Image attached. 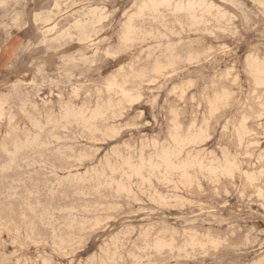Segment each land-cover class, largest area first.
Returning <instances> with one entry per match:
<instances>
[{"label":"rangeland","instance_id":"1","mask_svg":"<svg viewBox=\"0 0 264 264\" xmlns=\"http://www.w3.org/2000/svg\"><path fill=\"white\" fill-rule=\"evenodd\" d=\"M205 1L207 4L213 3V8L210 9L211 11L203 12L206 13L203 14L206 19L202 18L200 24L192 22L188 16H185L186 13L168 12L172 10L171 6H161L163 10L160 8L159 12H162V16L157 11L155 14L147 13L140 19L136 17L135 24L137 28H141L138 29L136 40L131 41L132 45L130 42H121L119 34L121 35L122 27L129 17L137 12V6L142 0H0V98H4L0 99L1 103L4 102L0 113V142L4 141L0 143L2 144L0 171L4 169V172L0 173V264H264V175H262L264 174V83L256 84L250 64L252 58L264 69V0ZM163 21L165 25L167 24L166 27ZM183 23L185 26L182 25ZM167 27L169 28L166 31ZM156 28L158 32L155 31ZM138 36H141L139 37L141 40ZM156 36L159 42L161 41L160 46ZM171 43L176 46L173 48L175 52L173 49L170 50ZM167 49L173 51L174 56ZM176 53L177 55L180 53L179 58ZM163 55L168 57L172 55V58ZM189 56L192 58H187ZM173 59L176 64L171 61ZM260 59L262 62H259ZM155 61L162 63L159 72L154 70ZM166 65L168 69L165 68ZM146 68L149 72L145 70ZM128 75L131 79L134 78L128 80L133 84L127 82ZM139 79L144 81L141 83ZM116 83L120 87L115 86ZM221 89L224 91H220ZM100 91H103V95ZM124 94H127V98ZM218 94H224L223 100L225 98L227 100L225 102L222 100L215 110L217 112H212L208 101L215 100ZM96 99L101 100L97 103ZM115 100L117 105L111 103ZM23 101L27 102L26 105ZM66 106L87 111V114L101 107L102 110H99L105 117L102 116L96 119L95 123L92 122L95 126L92 123L86 125L80 122L79 125L75 120L63 121L60 118H63V110ZM108 110L110 112H107ZM100 120L103 122L101 123ZM59 122L61 124H58ZM239 125L244 126H242L244 134L240 131L242 127ZM115 126L116 132H114ZM100 127H102L101 134ZM91 128L93 130H90ZM112 130L114 131L110 132ZM104 131L108 133L104 134ZM200 131L207 133L202 137L203 141L201 140L200 144H192L193 146L188 145L185 152L189 153L190 155L187 156L192 159L205 157L204 163L208 162L209 165L216 159L217 162L215 160L213 165L220 162L218 164L220 167L215 173H208L210 172L206 168L208 163L204 165L206 170L199 166H190L189 176H184L180 170L166 173L164 168H156L157 171L159 169L157 172L149 165L146 167L149 161L157 160L155 154L157 155L159 150L170 148L169 143L175 146L179 136V139H186L193 134L189 132ZM109 133L112 135L115 133L116 136ZM102 134L110 136L104 137ZM30 136L31 138L36 136L38 143H34L32 147L30 145L22 148L20 150L22 154L19 156L21 153L19 152L17 154L19 157L16 156V164L15 161L10 164L8 160H11L10 154L14 152L16 143L22 144ZM1 148H4V151ZM7 148H12L10 151L13 152L11 153ZM190 148L193 150L191 151ZM185 152L182 153L181 159L177 160L178 162L191 160ZM195 152L199 155L194 154ZM8 156L10 157L7 158ZM223 156L228 157H225L226 160L232 157L230 160L234 159L236 164L234 168L237 170L234 171L232 168L233 172L228 170V173L223 168L226 162ZM132 157L133 161H131ZM127 160L132 163L145 162L144 168L148 169H143L144 177L142 175L139 176L140 178L126 177L129 173V171L126 173V170H129ZM104 166L107 167L104 169ZM110 166H114L116 170H112ZM221 171L225 174H221ZM217 172L222 176L216 175ZM118 181H123L127 187L129 186L131 188L128 189L129 192L115 190ZM160 241L165 249L162 246L159 249L154 247L155 243Z\"/></svg>","mask_w":264,"mask_h":264},{"label":"bare ground","instance_id":"2","mask_svg":"<svg viewBox=\"0 0 264 264\" xmlns=\"http://www.w3.org/2000/svg\"><path fill=\"white\" fill-rule=\"evenodd\" d=\"M57 1V0H56ZM209 2V1H208ZM238 2V1H237ZM236 2V3H237ZM211 3V2H210ZM226 3V2H225ZM228 3V2H227ZM235 3V4H236ZM83 4V3H82ZM135 4V3H134ZM133 4V5H134ZM140 4V3H139ZM57 5V4H56ZM59 6V5H58ZM161 6H165V7H172L171 9L172 10H170V11H168V12H174V13H179V14H181V12H183V14L184 13H186L187 15H185V16H188V18H190L191 20H192V22H200L201 23V20H203L202 18H205L206 19V17H203V12H208L211 8H213V3H212V5L211 4H207V2L205 1V0H142V3L139 5V6H137L138 7V10H136L137 12L135 13V14H133V15H131L130 17H129V19L127 20V22L126 21H124V22H126L125 24H124V26L122 27L123 28V30L121 31V35L119 34V36H121V39H120V41L121 42H123V43H128V42H130L131 43V41H134V40H136L135 38L137 37V34H138V32H139V30L138 29H140V28H137V26H136V24H135V18L136 17H139V19L141 18V17H145V15L147 14V13H156L157 11L159 12V9L161 8ZM212 6V7H211ZM216 6V5H215ZM239 6V5H238ZM82 7V6H81ZM134 7V6H133ZM217 7H219V6H217ZM93 8V7H92ZM55 9V8H54ZM88 9V8H87ZM128 9H130V8H128ZM137 9V8H136ZM162 9V8H161ZM166 9H168V8H166ZM216 9V8H215ZM219 9H221V8H219ZM236 9V8H235ZM163 10V9H162ZM214 10V9H213ZM43 11V10H42ZM55 11V10H54ZM57 11V10H56ZM91 11V10H90ZM165 11V10H164ZM211 11V10H210ZM25 12V11H24ZM220 12V11H219ZM228 12V11H227ZM241 12V11H240ZM59 13V12H58ZM109 13V12H108ZM124 13V12H123ZM133 13V12H132ZM160 13V12H159ZM162 13V12H161ZM161 13H160V15H161ZM210 13V12H209ZM208 13V14H209ZM216 13V12H215ZM221 13V12H220ZM223 13V12H222ZM51 14V13H50ZM69 14V13H68ZM90 14V13H89ZM164 14V13H163ZM167 14V13H166ZM206 14V13H205ZM204 14V15H205ZM207 14V15H208ZM217 15H219V13H216ZM225 15H226V13H224ZM224 14H221V15H224ZM93 15V14H92ZM149 15V14H148ZM159 15V16H160ZM170 15V14H169ZM211 15V14H210ZM217 15H215L216 17H219V16H217ZM220 15V16H221ZM224 15V16H225ZM231 15V14H230ZM65 16V15H64ZM86 16V15H85ZM151 16V15H150ZM158 16V17H159ZM162 16V15H161ZM163 16H165V15H163ZM183 16V15H182ZM214 16V15H213ZM212 16V17H213ZM106 17V16H105ZM154 17H156V16H154ZM153 17V18H154ZM180 17V16H179ZM178 17V18H179ZM227 17V16H226ZM72 18V17H71ZM92 18V17H91ZM95 18V17H94ZM108 18V17H107ZM177 18V19H178ZM148 19V18H147ZM157 19V18H156ZM162 19V18H161ZM180 19V18H179ZM220 19H222V17L220 18ZM165 20V19H164ZM218 20V19H217ZM216 20V21H217ZM226 20H228L229 21V19H226ZM101 21V20H100ZM123 21V20H122ZM147 21V20H146ZM155 21H157V20H155ZM179 20H177V22H178ZM208 21V20H207ZM223 21V20H222ZM77 22V21H76ZM86 22V21H85ZM115 22V21H114ZM120 22V21H119ZM158 22V21H157ZM164 22V21H163ZM171 22H172V20H171ZM175 21H173V23H174ZM188 22V21H187ZM211 22V21H210ZM224 22V21H223ZM3 23V22H2ZM137 23V22H136ZM155 23V22H154ZM159 23V22H158ZM189 23H191V21L189 22ZM194 23V24H195ZM197 23V24H198ZM199 23V24H200ZM84 24V23H83ZM123 24V23H122ZM155 24H157V23H155ZM160 24V23H159ZM181 24V23H180ZM185 23H183L182 25H184ZM194 24H193V26H194ZM204 24V23H203ZM80 25V24H79ZM90 25V24H89ZM96 25V24H95ZM161 25H162V23H161ZM164 25H165V22H164ZM167 25V24H166ZM166 25H165V27H166ZM192 25V24H191ZM217 25V24H216ZM103 26V25H102ZM139 26V25H138ZM141 26V25H140ZM169 26V25H168ZM185 26V25H184ZM188 26V25H187ZM220 26H221V23H220ZM232 26V25H231ZM80 27V26H79ZM90 27V26H89ZM92 27V26H91ZM151 27V26H150ZM149 27V28H150ZM164 27V28H165ZM181 27V26H180ZM83 28V27H82ZM95 28V27H94ZM168 28L169 27H167L166 28V31L168 30ZM190 28H191V26H190ZM224 28V27H223ZM5 29V28H4ZM148 29V28H147ZM173 29V28H172ZM183 29V28H182ZM220 29V28H219ZM64 30V29H63ZM142 30V29H141ZM141 30H140V32H141ZM143 30H145V29H143ZM142 30V31H143ZM153 30V29H152ZM162 30V29H161ZM160 30V31H161ZM169 30H171V29H169ZM184 30V29H183ZM183 30H182V33H183ZM189 30V29H188ZM191 30V29H190ZM189 30V31H190ZM229 30V29H228ZM150 32H151V30H149ZM155 31H157L158 32V30H157V28H156V30ZM205 31V30H204ZM218 31V30H217ZM145 32V31H144ZM163 32V31H162ZM161 32V33H162ZM165 32V31H164ZM163 32V33H164ZM171 32V31H170ZM176 32V31H175ZM174 32V33H175ZM195 32V31H194ZM201 32V31H200ZM206 32V31H205ZM66 33V32H65ZM141 33H143V32H141ZM147 33H149V32H147ZM155 33V32H154ZM154 33H152V34H154ZM172 33H173V31H172ZM187 33V32H186ZM235 33V32H234ZM157 34V33H156ZM179 34V33H178ZM212 34V33H211ZM60 35V34H59ZM142 35V34H141ZM144 35V34H143ZM155 35V34H154ZM158 35V34H157ZM170 35V34H169ZM233 35V34H232ZM148 36V35H147ZM146 36V37H147ZM159 36H162V35H160L159 34ZM166 36V35H165ZM8 37V36H7ZM139 37H141V36H138V38ZM158 36H156V38H157ZM120 38V37H119ZM151 38V37H150ZM165 38V37H164ZM46 39V38H45ZM140 40H141V38H139ZM154 39H155V37H154ZM160 39H162L161 37H160ZM7 40V39H6ZM116 40V39H115ZM146 40V39H145ZM151 40H153V39H151ZM157 40H158V38H157ZM163 40V39H162ZM168 40V39H167ZM166 40V41H167ZM180 40V39H179ZM186 40V39H185ZM66 42V41H65ZM120 42V43H121ZM140 42V41H139ZM157 42V41H156ZM158 42H159V40H158ZM161 42V41H160ZM160 42H159V46H160ZM136 43V42H135ZM173 43H175V42H173ZM85 44V43H84ZM92 44V43H91ZM132 45H133V43H131ZM197 44V43H196ZM86 45V44H85ZM125 45V44H124ZM130 45V44H129ZM162 45V44H161ZM167 45V44H166ZM171 45V49H170V47H169V49L170 50H172L174 47H176L174 44V46L172 45V43L170 44ZM169 45V46H170ZM192 45V44H191ZM119 46H122V45H119ZM165 46V45H164ZM222 46V45H221ZM118 47V46H117ZM128 47V46H127ZM126 47V48H127ZM155 47V46H154ZM156 47H158V46H156ZM166 47V46H165ZM225 47V46H224ZM27 48V47H26ZM128 48H130V47H128ZM164 47H162V49H163ZM168 48V47H167ZM189 48V47H188ZM222 48V47H221ZM153 49V48H152ZM155 49V48H154ZM157 49V48H156ZM169 49H167L168 51H169ZM186 49V48H185ZM212 49V48H211ZM214 49V48H213ZM0 50H1V48H0ZM157 50H159V48L157 49ZM160 50H161V48H160ZM167 50H165V51H167ZM127 51V50H126ZM153 51V50H152ZM168 51H167V55H169V53H168ZM173 51H174V49H173ZM173 51L171 52V51H169V52H171V54L173 53ZM205 51H206V49H205ZM108 52V51H107ZM150 52V51H149ZM148 52V53H149ZM154 52V51H153ZM159 52V51H158ZM175 52V51H174ZM184 52V51H183ZM202 52V51H201ZM157 53V52H156ZM160 53H161V51H160ZM163 54V53H162ZM161 54V55H162ZM174 54V53H173ZM172 54V55H173ZM180 53H178V55H179ZM207 54V53H206ZM147 55V54H146ZM150 56L152 55V54H149ZM160 55V56H161ZM172 55H171V57H168V56H165V55H163V57H167V58H172ZM176 55H177V53H176ZM177 55V56H178ZM136 56V55H135ZM148 56V55H147ZM159 56V55H158ZM174 56V55H173ZM212 56V55H211ZM109 57V56H108ZM113 57V56H112ZM153 57H154V55H153ZM152 57V58H153ZM156 57V56H155ZM176 57V56H175ZM174 57V58H175ZM192 58V56H189V57H187V58ZM253 57V56H252ZM257 57V56H256ZM151 58V59H152ZM158 57H156V60H158L157 59ZM161 59H163L162 57H160ZM159 58V59H160ZM177 58H179V56L177 57ZM186 58V60H189V59H187ZM190 58V59H191ZM247 59H248V57H246ZM139 59V58H138ZM145 59V58H144ZM151 59H149V61H151ZM259 59V58H258ZM93 60V59H92ZM112 60V59H111ZM153 61H154V59H152ZM178 60H180V59H178ZM249 61H250V59H248ZM262 59H260V61L259 62H262L261 61ZM44 61V60H43ZM91 61V60H90ZM137 61V60H136ZM165 61V60H164ZM163 61V62H164ZM171 61H173V63H174V59L173 60H171ZM191 61V60H190ZM193 61V60H192ZM197 61V60H196ZM253 60H252V58H251V62H250V64H251V68H252V70H253V73H252V77H253V74H254V76H255V79H256V81H257V83H256V81H254L256 84H258L259 85V83H264L263 82V79H264V76H263V73H264V69H263V66H261L260 65V63H258L256 60H254L253 62H252ZM146 62H148V59H147V61ZM156 62V61H155ZM166 62H167V60H166ZM170 62V61H169ZM93 63V62H92ZM168 63V62H167ZM178 63V62H177ZM249 63V62H248ZM247 63V64H248ZM137 64V63H136ZM150 64V63H149ZM148 64V65H149ZM152 64V63H151ZM165 64V63H164ZM174 64H176V62L174 63ZM194 64V63H193ZM264 64V63H263ZM155 66H154V70H159L161 67H162V63L160 62V61H157L156 62V64H154ZM169 65V64H168ZM168 65H166V67L165 68H167V66ZM119 66V65H118ZM171 66V65H170ZM173 66V65H172ZM171 66V67H172ZM248 66H250V65H248ZM56 67V66H55ZM148 67V66H147ZM150 67V66H149ZM164 67L162 68V71H163V69H164ZM175 67V66H174ZM170 68V67H169ZM182 68V67H181ZM141 69V68H140ZM139 69V70H140ZM150 69H151V67H150ZM168 69V68H167ZM171 69V68H170ZM169 69V70H170ZM249 69V68H248ZM133 70V69H132ZM145 70H147V68L145 69ZM145 70L143 71V74H144V72H145ZM154 70H151V71H154ZM229 70V69H228ZM251 70V71H252ZM148 72H149V69L147 70ZM166 71V70H165ZM227 71V70H226ZM129 72V71H128ZM159 72V71H158ZM250 72V71H249ZM123 73V72H122ZM131 73V72H130ZM133 73V72H132ZM135 73V72H134ZM138 73V72H137ZM147 73V72H146ZM157 73V72H156ZM154 74V73H151L152 75H157V74ZM167 73V72H166ZM139 74H140V72H139ZM142 74V73H141ZM140 74V75H141ZM142 74V75H143ZM162 74V73H161ZM227 74V73H226ZM28 75V74H27ZM107 75V74H106ZM120 75H121V73H120ZM131 75V74H130ZM138 75V74H137ZM146 75V74H145ZM151 75V76H152ZM168 75V74H167ZM237 75V74H236ZM116 76V75H115ZM125 76H126V74H125ZM129 76V75H128ZM127 76V77H128ZM134 76V75H133ZM132 76V77H133ZM148 76H149V74H148ZM147 76V77H148ZM157 76H159V75H157ZM227 76H229V74L227 75ZM119 77V76H118ZM123 77V76H122ZM143 77V76H142ZM145 77V76H144ZM143 77V78H144ZM50 78V77H49ZM113 78V77H112ZM129 79H127V82H128V80L130 81V76L128 77ZM146 78V77H145ZM163 78V77H162ZM223 78V77H222ZM84 79V78H83ZM90 79V78H89ZM106 79V78H105ZM110 79V78H109ZM108 79V82L110 81ZM113 79H115V78H113ZM118 79V78H117ZM132 79H134V78H132ZM131 79V80H132ZM75 80V79H74ZM121 80H123V79H121ZM136 80V79H135ZM134 80V81H135ZM139 80H141V79H139ZM237 80H239V79H237ZM252 80V79H251ZM55 81V80H54ZM68 81V80H67ZM142 81H144L143 79L141 80V83H142ZM192 81V80H191ZM226 81V80H225ZM82 82V81H81ZM107 82V83H108ZM116 82V81H115ZM137 82H138V79H137ZM34 83V82H33ZM90 83V82H89ZM121 83V82H120ZM125 83V82H124ZM124 83H122V84H124ZM128 83H132V82H128ZM140 83V82H139ZM213 83V82H212ZM43 84V83H42ZM110 84V83H109ZM112 85L114 84L113 82L111 83ZM133 84V83H132ZM255 84V85H256ZM81 85V84H80ZM107 85V84H106ZM135 85H137L136 84V82H135ZM49 86V85H48ZM115 86H117V87H120V86H118L117 85V83H116V85ZM122 86V85H121ZM188 86V85H187ZM53 87V86H52ZM97 87V86H96ZM107 87H109L108 85H107ZM111 87V86H110ZM114 87V86H113ZM112 87V88H113ZM137 87V86H136ZM235 87V86H234ZM233 87V88H234ZM256 87V86H255ZM263 87V86H262ZM22 88V87H21ZM27 88V87H26ZM57 88V87H56ZM81 88V87H80ZM191 88V87H190ZM207 88V87H206ZM221 88V87H220ZM230 88H231V86H230ZM253 88V87H252ZM71 89V88H70ZM108 88H106V90H107ZM115 89H118V88H115ZM122 89V88H121ZM125 89V88H124ZM123 89V90H124ZM131 89H133V88H131ZM172 89V88H171ZM217 89V88H216ZM254 89V88H253ZM105 90V91H106ZM110 90V89H109ZM118 90H120V89H118ZM122 90V91H123ZM135 90H137V89H135ZM23 91V90H22ZM78 91V90H77ZM98 91H99V89H98ZM111 91H112V89H111ZM128 91H130V90H128ZM177 91V90H176ZM175 91V92H176ZM205 91V90H204ZM220 91H224L223 89H221ZM252 91V90H251ZM51 92V91H50ZM101 92V91H100ZM108 92V91H107ZM110 92V91H109ZM119 92V91H118ZM216 93L215 94H217V91H215ZM226 92V91H225ZM112 93V92H111ZM120 93H121V91H120ZM131 93V92H130ZM132 93H134V92H132ZM131 93V94H132ZM139 93V92H138ZM219 93V92H218ZM228 93V92H227ZM234 93H236V92H234ZM37 94H38V92H37ZM100 94V93H99ZM101 94L103 95V91L101 92ZM109 94V93H108ZM122 94V93H121ZM128 94V93H127ZM127 94H124V96L126 97V95ZM181 94V93H180ZM215 94H214V96H215ZM238 94V93H237ZM261 94V93H260ZM135 95V94H134ZM212 95H213V93H212ZM224 95V94H223ZM222 94H218V96H216V99L214 100H212L211 101V99H209L210 101H208L210 104H211V110L210 111H215L216 109H217V106L218 105H220V103H221V101L223 100V98L224 97H222L223 96ZM227 95V94H226ZM228 95H230V93L228 94ZM4 96V95H3ZM51 96V95H50ZM59 96V95H58ZM129 96H131L130 94H129ZM137 96H139V95H137ZM136 96V97H137ZM149 96V95H148ZM235 96V95H234ZM252 96V95H251ZM31 97V96H30ZM57 97V96H56ZM100 97V96H99ZM98 97V98H99ZM113 97V95L111 96V98ZM133 97V96H132ZM136 97H135V99H136ZM191 97V96H190ZM97 98V97H96ZM110 98V99H111ZM127 98V97H126ZM134 98V97H133ZM141 98V97H140ZM153 98V97H152ZM207 98V97H206ZM228 98H230V97H228ZM1 99V98H0ZM4 98H2L1 100H3ZM40 99H42V98H40ZM39 99V100H40ZM102 99V98H101ZM100 99V100H101ZM114 99V98H113ZM130 100H132L131 98H129ZM135 99H133V100H135ZM191 99H192V97H191ZM236 99V98H235ZM258 99V98H257ZM29 100V99H28ZM97 100V99H96ZM99 100V99H98ZM97 100V103L100 101H98ZM106 100H107V98H106ZM117 100V99H116ZM114 101V103L113 102H111L112 104H116L117 105V103H115V102H117V101ZM129 100V101H130ZM132 100V101H133ZM139 100V99H138ZM153 100V99H152ZM225 100H227L226 98H225ZM225 100H223L224 102H225ZM247 100V99H246ZM5 101H7V100H5ZM108 101V100H107ZM107 101H106V103H107ZM248 101V100H247ZM246 101V102H247ZM255 101V100H254ZM3 102V101H2ZM24 103H25V101H23ZM90 102V101H89ZM105 102V101H104ZM123 102V101H122ZM136 102V101H135ZM192 102V101H191ZM207 102V103H208ZM227 102V101H226ZM257 102V101H256ZM4 103V102H3ZM3 103H1V101H0V113L2 112V104ZM23 103V104H24ZM27 103V102H26ZM26 103H25V105H26ZM37 103V102H36ZM110 103V102H109ZM126 103V102H125ZM128 103V102H127ZM6 104V103H5ZM68 104V103H67ZM67 104H64V105H67ZM91 104H92V102H91ZM102 104V103H101ZM105 104V103H104ZM226 104V103H225ZM225 104H224V106H225ZM228 104V103H227ZM226 104V105H227ZM233 104V103H232ZM72 105V104H71ZM90 105V104H89ZM95 105V104H94ZM96 105H100V104H96ZM108 105V104H107ZM115 105V106H116ZM173 105V104H172ZM256 105V104H255ZM6 106V105H5ZM48 106V105H47ZM46 106V107H47ZM75 106V105H74ZM93 106V105H92ZM91 106V107H92ZM110 106V105H109ZM108 106V107H109ZM113 106V105H112ZM119 106H121V104H120V102H119ZM199 106V105H198ZM221 106H222V104H221ZM220 106V107H221ZM244 106V105H243ZM25 107V106H24ZM80 106H78V109H80L79 108ZM83 107H86V106H82V108ZM101 107H102V105H101ZM100 107V108H101ZM105 107H106V104H105ZM105 107H104V109H105ZM114 107V106H113ZM117 107V106H116ZM115 107V108H116ZM208 107V106H207ZM226 107V106H225ZM27 108V107H26ZM76 108V107H75ZM74 107L72 108V106H71V108H68L67 106H66V109L65 110H63L64 111V114H63V118H60V120L61 119H63V121H64V119L67 121V122H70L71 120H75V121H77V124L80 122V123H85L86 125L87 124H91L92 122H94L96 119H99L100 117H102V116H104L103 115V112L102 111H100V110H102V109H98V110H95L94 109V111L92 112V113H89V114H87L86 112L87 111H83V110H76ZM87 108V107H86ZM115 108H113L114 110H116ZM199 108V107H198ZM222 108V107H221ZM243 108V107H242ZM261 108V107H260ZM93 109V108H92ZM108 109V108H107ZM111 109V108H110ZM180 109V108H179ZM259 109V108H258ZM19 110V109H18ZM62 110V109H61ZM86 110H88L89 111V109H86ZM91 110V109H90ZM124 110V109H123ZM218 110H219V108H218ZM263 110V109H262ZM4 111V110H3ZM12 111V110H11ZM24 111H25V108H24ZM120 111V110H119ZM129 111H130V109H129ZM6 112V111H5ZM107 112H110L109 110L107 111ZM106 112V113H107ZM215 112H217V111H215ZM7 113V112H6ZM211 113V112H210ZM257 113V112H256ZM105 114V113H104ZM111 114V113H110ZM117 114V113H116ZM169 114V113H168ZM203 114V113H202ZM245 114V113H244ZM255 114V113H254ZM46 115V114H45ZM59 115V114H58ZM109 115V114H108ZM258 115V114H257ZM257 115H255V116H257ZM2 116V115H1ZM30 116V115H29ZM32 116V115H31ZM48 116H49V114H48ZM52 116V119H54L53 118V115H51ZM50 116V117H51ZM62 116V115H61ZM107 116V115H106ZM109 116H111V115H109ZM108 116V117H109ZM115 116V115H114ZM177 116V115H176ZM194 116V115H193ZM209 116V115H208ZM212 116H214L213 115V113H212ZM211 116V117H212ZM13 117V116H12ZM37 117V116H36ZM50 117H48V118H50ZM105 117V116H104ZM116 117V116H115ZM140 117V116H139ZM175 117V116H174ZM241 117V116H240ZM240 117H239V119H240ZM247 117V116H246ZM245 117V118H246ZM3 118V117H2ZM6 118V117H5ZM47 118V119H48ZM59 118V117H58ZM121 118V117H120ZM119 118V119H120ZM164 118V117H163ZM243 118V117H242ZM249 118V117H248ZM1 119V118H0ZM13 119V118H12ZM101 119H104V118H101ZM108 118H106V120H107ZM111 118L109 117V119L108 120H110ZM118 119V120H119ZM171 119V118H170ZM229 119V118H228ZM258 119H260V118H258ZM9 120V119H8ZM56 120V119H55ZM201 120H203V119H201ZM237 120V119H236ZM256 120V119H255ZM33 122H34V120H32ZM35 121H36V119H35ZM40 121V120H39ZM47 121H49V120H47ZM53 121V120H52ZM63 121H61V123L63 122ZM105 121V120H104ZM131 121V120H130ZM175 121V120H174ZM210 121V120H209ZM225 121V120H224ZM242 121H244V120H242ZM261 121V120H260ZM263 121V120H262ZM58 121H56V123H57ZM99 122V121H98ZM100 122H101V120H100ZM103 122V121H102ZM101 122V123H102ZM109 122V121H108ZM113 122V121H112ZM171 122H172V120H171ZM193 122V121H192ZM198 122V121H197ZM264 122V121H263ZM7 123V122H6ZM35 123V122H34ZM39 123H41V122H39ZM39 123H37V125L39 124ZM52 123V122H51ZM50 123V124H51ZM54 123V122H53ZM60 122L58 123V124H61ZM75 123V122H74ZM80 123H79V125H80ZM95 123V122H94ZM105 123V122H104ZM107 123V122H106ZM202 123V122H201ZM261 123V122H260ZM260 123H258V124H260ZM49 124V125H50ZM65 124V123H64ZM67 124V123H66ZM71 124V123H70ZM73 124V123H72ZM83 124H81V125H83ZM93 124V123H92ZM96 124H97V122H96ZM112 124V123H111ZM147 124V123H146ZM174 124V123H173ZM203 124V123H202ZM208 124V123H207ZM213 124V123H212ZM243 125H244V123H242ZM1 125V124H0ZM16 125V124H15ZM19 125V124H18ZM34 125H36V124H34ZM42 125V124H41ZM68 125V124H67ZM85 125V126H86ZM94 125V124H93ZM102 125V124H101ZM100 125V126H101ZM174 125H176V124H174ZM178 125H179V123H178ZM191 125V124H190ZM242 125V126H243ZM51 126H52V124H51ZM84 126V125H83ZM95 126V125H94ZM93 126V127H94ZM138 126V125H137ZM202 126H204V125H202ZM205 126H206V124H205ZM224 126V125H223ZM240 126V125H239ZM242 126H240V127H242ZM246 126V125H245ZM259 126V125H258ZM6 127V126H5ZM10 127V126H9ZM11 127H13V126H11ZM37 127H41V126H37ZM58 127V126H57ZM65 127V126H64ZM92 127V128H93ZM102 127H104V126H102ZM102 127H100V129L99 130H101V128ZM108 127V126H107ZM111 127V126H110ZM193 127H196V126H194L193 125ZM192 127V128H193ZM244 127V126H243ZM243 127H242V130L240 129V131H242L243 132ZM18 128V127H17ZM42 128V127H41ZM44 128V127H43ZM85 128V127H84ZM90 129V130H93V129ZM98 127H96V129H97ZM106 128V127H105ZM105 128H103V129H105ZM115 129V131L114 130H112V131H110V132H116V129H117V127L115 126L114 127ZM130 128H132V127H130ZM179 129H180V127H178ZM178 128H175V129H177L178 130ZM191 128V129H192ZM245 128H247V127H245ZM244 128V129H245ZM49 129V128H48ZM47 129V130H48ZM55 129H57L56 128V126H55ZM85 129H87V127L85 128ZM111 129H112V127H111ZM174 129V130H175ZM202 129V128H201ZM200 129V130H201ZM206 130H207V128H205ZM31 130V129H30ZM54 130V129H53ZM78 130V129H77ZM98 130V129H97ZM106 130H107V128H106ZM109 130H110V128H109ZM119 130H120V128H119ZM173 130V129H172ZM188 130V129H187ZM205 130V131H206ZM223 130V129H222ZM246 130V129H245ZM251 130V129H250ZM36 131V130H35ZM40 131H42V129L40 130ZM40 131H38V132H40ZM63 131V130H62ZM88 131V130H87ZM95 131V130H94ZM176 131V130H175ZM190 131V130H189ZM192 131H194V129L192 130ZM31 132V131H30ZM96 132V131H95ZM101 132H102V130L100 131V134H101ZM105 133L104 134H107L106 133V131H104ZM118 132V131H117ZM174 132V131H173ZM236 132V131H235ZM242 132L240 133V135L242 134ZM251 132V131H250ZM8 133V132H7ZM43 133V132H42ZM41 133V134H42ZM57 133V132H56ZM90 133H91V131H90ZM97 133V132H96ZM177 133H178V131H177ZM188 133V132H187ZM189 133H193L191 136H189L188 138H186V136L184 137V138H186V139H179V137H178V139L175 141L176 142V144H175V146H172V145H170V143H169V145L168 146H171V147H173V148H167L166 147V149H161V150H159L158 152H157V155L155 154V156H157L156 158H157V160H155V161H149L148 163H147V166H146V164H145V162H141V163H136V161H135V163H132L131 161H133V157H132V160L131 161H126V164H127V166H128V169L129 170H126V173H128L127 171H129V173H128V176L126 175V177H129L130 179H132L131 177H133V176H141L142 175V171L144 172L146 169H148V168H144L145 166L146 167H151L152 168V170L153 169H156V168H164V170H165V172L166 173H171L172 171H174V170H180V172L182 171V173H183V175L184 176H187L188 175V169L190 168V166H192V165H195V167L196 166H199L200 168H204L205 169V167H204V165H206L205 163H204V158H197L196 159V157L194 156V155H192V156H194L195 158H191V157H189V156H187L189 153H187V152H185V150H186V147L189 145V146H191L192 144H194V145H196L197 143L198 144H200L199 142L202 140V137L204 136V135H206L207 133H205V132H202V131H200V132H198V133H195V132H189ZM204 133V134H203ZM231 133V132H230ZM237 133H239V132H237ZM245 133H246V131H245ZM264 133V132H263ZM11 134V133H10ZM17 134V133H16ZM15 134V135H16ZM28 134V133H27ZM38 134V133H37ZM78 134V133H77ZM76 134V135H77ZM81 134V133H80ZM80 134H78V135H80ZM95 134V133H94ZM104 134H102V135H104ZM110 134V133H109ZM179 134V133H178ZM185 134H186V132H185ZM243 134H244V132H243ZM12 135V134H11ZM110 135H112V134H110ZM110 135H107V136H110ZM113 135H115V133L113 134ZM112 135V136H113ZM180 135V134H179ZM183 135V134H182ZM187 135V134H186ZM239 135V134H238ZM250 135V134H249ZM19 136V135H18ZM18 136L16 137V138H18ZM25 136H27V135H25ZM24 136V137H25ZM107 136H105L104 135V137H107ZM116 136V135H115ZM118 136V135H117ZM242 136V135H241ZM245 136V135H244ZM13 137V136H12ZM36 137V136H35ZM31 138V136L23 143L22 142V144H20V143H16V141H15V143H16V145H15V149H14V152L12 153L10 150L12 149H8L12 154H10L11 155V160H8V161H10V164H13L14 163V161H15V159H17L16 158V156H17V154L19 153V152H21L20 150L23 148L24 149V147L25 146H30L31 145V147H32V145L34 144V143H36L37 141H38V139L37 138ZM40 137H41V135H40ZM211 137V136H210ZM10 138V137H9ZM14 138V137H13ZM21 138V137H20ZM19 138V139H20ZM39 138V137H38ZM47 138V137H46ZM111 138V137H110ZM113 138V137H112ZM183 138V137H182ZM248 138H250V137H248ZM11 139V138H10ZM18 139V141H22V140H19ZM24 139V138H23ZM39 139H41V138H39ZM102 139V138H101ZM109 139V138H108ZM205 139H207V138H205ZM210 139V138H209ZM8 139H6V141H7ZM97 140V139H96ZM171 140V139H170ZM173 140V139H172ZM5 141V142H6ZM11 140H9V142H10ZM43 141V140H42ZM54 141V140H53ZM72 141V140H71ZM157 141V140H156ZM203 141V140H202ZM2 142H4L3 140H2ZM2 142H0V143H2ZM12 142V141H11ZM167 142V141H166ZM174 142V143H175ZM205 142V141H204ZM238 142V141H237ZM38 143V142H37ZM36 143V144H37ZM124 143V142H123ZM128 143V142H127ZM157 143V142H156ZM161 143V142H160ZM4 144V143H3ZM12 144V143H11ZM11 144H9V147H11ZM14 144V143H13ZM12 144V145H13ZM148 144V143H147ZM164 144H166V143H164ZM173 144V143H172ZM191 144V145H190ZM253 144H255V143H253ZM2 144H0V146H1ZM7 145V144H6ZM39 145H40V143H39ZM38 145V146H39ZM50 145V144H49ZM57 145V144H56ZM155 145V144H154ZM202 145V144H201ZM242 145V144H241ZM248 145V144H247ZM58 146V145H57ZM81 146V145H80ZM156 147H157V145H155ZM166 146H167V144H166ZM188 146V147H189ZM193 146V145H192ZM239 146V145H238ZM245 146V145H244ZM256 146V145H255ZM5 147V146H4ZM8 147V146H7ZM13 147V146H12ZM59 147V146H58ZM73 147V146H72ZM161 147V146H160ZM163 147V146H162ZM225 147V146H224ZM14 148V147H13ZM26 148V147H25ZM28 148V147H27ZM95 148V147H94ZM147 148V147H146ZM152 148V147H151ZM247 148V147H246ZM2 149V148H1ZM4 149V148H3ZM2 149V151H4ZM6 149V150H7ZM30 149V148H29ZM62 149V148H61ZM112 149V148H111ZM136 149V148H135ZM140 149H141V147H140ZM5 150V151H6ZM48 150V149H47ZM155 150V149H154ZM158 149H156V151H157ZM190 150H191V148H190ZM193 150V149H192ZM191 150V151H192ZM74 151V150H73ZM108 151V150H107ZM106 151V152H107ZM111 151V150H110ZM117 151V150H116ZM133 151V150H132ZM190 151V153L192 154V152ZM197 151V150H196ZM60 152V151H59ZM90 152V151H89ZM139 152V151H138ZM183 152H185V153H187L186 154V156L187 157H189L191 160H187L186 162H183V160H179V162L177 161L181 156H182V153ZM198 152V151H197ZM197 152H195L194 154H196ZM226 152V151H225ZM5 153V152H4ZM34 153V152H33ZM61 153V152H60ZM88 153V152H87ZM125 153V152H124ZM235 153V152H234ZM3 154V153H2ZM6 154V153H5ZM7 154H9V153H7ZM22 154V152L19 154V156ZM104 154V153H103ZM198 154V153H197ZM222 154V153H221ZM249 154V153H248ZM253 154V153H252ZM62 155V154H61ZM118 155V154H117ZM129 155V154H128ZM135 155V154H134ZM151 155V154H150ZM153 155V154H152ZM185 155V154H184ZM190 155V154H189ZM199 155V154H198ZM211 155V154H210ZM213 155V154H212ZM239 155V154H238ZM19 156H17V157H19ZM67 156V155H66ZM109 156V155H108ZM119 156V155H118ZM140 156V155H139ZM143 155L141 154V157H142ZM186 156H185V159H186ZM227 156V155H226ZM225 156V157H226ZM245 156V155H244ZM10 156H8L7 158H9ZM55 157V156H54ZM65 157V156H64ZM73 157V156H72ZM110 157V156H109ZM140 157V158H141ZM152 157V156H151ZM150 157V158H151ZM199 157V156H198ZM203 157V156H202ZM225 157L223 156V160L225 159ZM23 158V157H22ZM91 158V157H90ZM128 158H129V156H128ZM127 158V159H128ZM155 158V157H154ZM217 158V157H216ZM226 158H228V157H226ZM232 158V157H231ZM231 158H229V159H225V163H224V161L223 162H221L222 164L224 163V169L225 170H231L232 171V168H234V166L236 165L235 163H234V159H232V160H230ZM54 159V158H53ZM74 159V158H73ZM101 159V158H100ZM118 159H120V158H118ZM126 159V158H125ZM124 159V160H125ZM137 159V158H136ZM135 159V160H136ZM139 159V158H138ZM149 159V158H148ZM181 159V158H180ZM183 159V158H182ZM188 159V158H187ZM211 159H213V158H211ZM89 160V159H88ZM109 160H111V159H109ZM113 160V159H112ZM121 160V159H120ZM130 160V159H129ZM141 160V159H140ZM142 160H143V158H142ZM215 160L216 159H214V161H213V164L215 163ZM75 161V160H74ZM138 161V160H137ZM144 161V160H143ZM180 161H182V162H180ZM206 161V160H205ZM208 161V160H207ZM211 162H212V160H210ZM209 161V162H210ZM219 161V160H218ZM7 162V161H6ZM5 162V163H6ZM26 162V161H25ZM59 162V161H58ZM101 162V161H100ZM106 162V161H105ZM122 162V161H121ZM216 162H217V160H216ZM259 162V161H258ZM2 163V162H1ZM24 163V162H23ZM66 163V162H65ZM115 162H113V164H114ZM123 163V162H122ZM122 163H120V164H122ZM237 163V162H236ZM6 164H8V162L6 163ZM15 164H16V161H15ZM14 164V166H16ZM27 164V163H26ZM30 164V163H29ZM28 164V165H29ZM104 164V163H103ZM111 164V163H110ZM125 164V165H126ZM212 164V163H211ZM209 165V163H208V167H206L210 172H208V171H206V173L208 172V173H210V174H212L211 172H216V169H218L220 166H218V164H220V162H218V163H216L217 164V166H215V165ZM249 164V163H248ZM108 165H109V162H108ZM107 165V166H108ZM116 165V164H115ZM118 165V164H117ZM149 165V166H148ZM238 165V164H237ZM246 165V164H245ZM2 166V165H1ZM6 166V165H5ZM9 166V165H8ZM13 166V165H12ZM19 166V165H18ZM40 166V165H39ZM46 166V165H45ZM55 166V165H54ZM94 166H96V165H94ZM107 166H104V169H105V167H107ZM9 167H11V166H9ZM37 167V166H36ZM101 167H102V165H101ZM126 167V166H125ZM124 167V168H125ZM222 167V166H221ZM238 167V166H237ZM249 167V166H248ZM12 169H13V167H11ZM11 168H9L10 170H11ZM28 168V167H27ZM43 168V167H42ZM48 168V167H47ZM69 168H71V167H69ZM97 168V167H96ZM95 168V169H96ZM109 168H111L112 170H116V168H114V166H110ZM118 168H120V166L118 167ZM151 168H149V169H151ZM3 169V168H2ZM5 169H8V168H5ZM8 169V170H9ZM33 169V168H32ZM59 169H60V167H59ZM81 169V168H80ZM94 169V170H95ZM100 169V168H99ZM111 169H109V170H111ZM143 169H145V170H143ZM193 169V168H192ZM191 169V170H192ZM4 170V169H3ZM2 170V171H3ZM57 170V169H56ZM69 170V169H68ZM73 170V169H72ZM90 170V169H89ZM112 170H111V172H112ZM118 170V169H117ZM120 170V169H119ZM121 170H123V172H125L124 171V169H121ZM190 170V169H189ZM198 170H201V169H198ZM206 170V169H205ZM221 170V169H220ZM235 170H237V169H235L234 168V171ZM261 170V169H260ZM2 171H0V173L2 172ZM7 171V170H6ZM61 171V170H60ZM92 171V170H91ZM96 171V170H95ZM151 171V170H150ZM155 171H157V169L155 170ZM154 171V172H155ZM158 171H159V169H158ZM157 171V172H158ZM162 171H163V169H162ZM218 171V170H217ZM224 171V170H223ZM223 171H221V174L223 173ZM263 171V170H262ZM4 172V171H3ZM12 172V171H11ZM77 172V171H76ZM93 172V171H92ZM97 172V171H96ZM104 172V171H103ZM117 172V171H116ZM122 172V173H123ZM153 172V173H154ZM161 172V171H160ZM159 172V173H160ZM194 172V171H193ZM204 172V171H203ZM226 172V171H225ZM233 172V171H232ZM244 172V171H243ZM34 173V172H33ZM86 173V172H85ZM106 173V172H105ZM113 173V172H112ZM175 173V172H174ZM173 173V174H174ZM195 173V172H194ZM201 173V172H200ZM199 173V174H200ZM213 173V174H214ZM218 174H216V175H219V172H217ZM228 173H229V171H228ZM247 173H248V171H247ZM24 174H26V173H24ZM81 174V173H80ZM87 174V173H86ZM95 174H97V173H95ZM115 174V173H114ZM149 174V173H148ZM162 174H164V173H162ZM193 174V173H192ZM201 174H203V173H201ZM200 174V175H201ZM223 174H225V173H223ZM226 174H227V172H226ZM231 174H233V173H230V175ZM246 174V173H245ZM245 174H243V175H245ZM260 174V173H259ZM156 175V174H155ZM171 175V174H170ZM262 175H264V174H262ZM32 176V175H31ZM86 176V175H85ZM84 176V177H85ZM103 176V175H102ZM108 176V175H107ZM113 176V175H112ZM119 176V175H118ZM143 176V175H142ZM141 176V177H142ZM178 176V175H177ZM182 176V175H181ZM189 176V175H188ZM203 176H205V175H203ZM211 175H209V177H210ZM214 176H215V174H214ZM220 176V175H219ZM222 176V175H221ZM220 176V177H221ZM227 176V175H226ZM225 176V177H226ZM250 176V175H249ZM77 177V176H76ZM87 177V176H86ZM85 177V178H86ZM95 177V176H94ZM99 177H101V176H99ZM116 177V176H115ZM144 177V176H143ZM164 177H166L165 175H164ZM171 177V176H170ZM191 177V176H190ZM258 177V176H257ZM55 178V177H54ZM107 178V177H106ZM113 178V177H112ZM121 178V177H120ZM135 178V177H134ZM140 178V177H139ZM149 178V177H148ZM173 178V177H172ZM178 178V177H177ZM9 179V178H8ZM32 179V178H31ZM47 179V178H46ZM151 179V178H150ZM170 179V178H169ZM184 179V178H183ZM186 179L187 178H185V181H186ZM191 179V178H190ZM253 179H255V178H253ZM29 180V179H28ZM81 180H82V178H81ZM113 180V179H112ZM146 180V179H145ZM155 180V179H154ZM178 180V179H177ZM194 180V179H193ZM212 180V179H211ZM216 180V179H215ZM258 180V179H257ZM38 181V180H37ZM51 181V180H50ZM85 181V180H84ZM92 182L94 181V180H91ZM101 181V180H100ZM110 181H111V179H110ZM124 181V180H123ZM123 181H118L117 183H116V189L115 190H117V191H119V192H122V191H126V190H128V189H131L129 186L127 187V185L123 182ZM167 181V180H166ZM20 182V181H19ZM106 182V181H105ZM109 182V181H108ZM112 182H114V181H112ZM128 182H130V181H128ZM145 182V181H144ZM170 182V181H169ZM183 182V181H182ZM190 182H191V180H190ZM197 182V181H196ZM215 182V181H214ZM217 183H218V181H216ZM11 183V182H10ZM44 183V182H43ZM61 183V182H60ZM73 183H74V181H73ZM104 183V182H103ZM107 183V182H106ZM151 183V182H150ZM168 183V182H167ZM184 183V182H183ZM256 183V182H255ZM258 183V182H257ZM2 184V183H1ZM6 184V183H5ZM23 184V183H22ZM75 184V183H74ZM88 184V183H87ZM95 184V183H94ZM130 184V183H129ZM139 184V183H138ZM144 184V183H143ZM149 184V183H148ZM173 184H174V182H173ZM198 184V183H197ZM263 184V183H262ZM25 185V184H24ZM66 185H68V184H66ZM99 185V184H98ZM102 185V184H101ZM107 185V184H106ZM165 185V184H164ZM252 185V184H251ZM81 186V185H80ZM92 186V185H91ZM113 186H115V185H113ZM133 187H134V185H132ZM162 186V185H161ZM183 186V185H182ZM63 187V186H62ZM96 187V186H95ZM98 187V186H97ZM110 187V186H109ZM148 187H150V186H148ZM249 187H251V186H249ZM43 188V187H42ZM58 188V187H57ZM73 188H75V187H73ZM77 188V187H76ZM108 188V187H107ZM111 188V187H110ZM135 188V187H134ZM141 188V187H140ZM200 188V187H199ZM53 189V188H52ZM68 189V188H67ZM79 189H81V188H79ZM78 189V190H79ZM85 189V188H84ZM176 189V188H175ZM174 189V190H175ZM97 190V189H96ZM112 190H114V189H112ZM146 190V189H145ZM148 190V189H147ZM199 190V189H198ZM59 191V190H58ZM100 191V190H99ZM98 191V192H99ZM183 191V190H182ZM213 191H215V190H213ZM26 192V191H25ZM38 192V191H37ZM65 192V191H64ZM63 192V193H64ZM84 192V191H83ZM128 192H129V190H128ZM155 192V191H154ZM176 192V191H175ZM228 192V191H227ZM8 193H10V192H8ZM53 193V192H52ZM89 193V192H88ZM94 193V192H93ZM110 193V192H109ZM131 193V192H130ZM140 193V192H139ZM216 193V192H215ZM55 194V193H54ZM117 194V193H116ZM122 194H124V193H122ZM156 194V193H155ZM164 194V193H163ZM172 194V193H171ZM176 194V193H175ZM67 195V194H66ZM72 195V194H71ZM80 195V194H79ZM94 195V194H93ZM98 195H99V193H98ZM118 195H120V194H118ZM128 195V194H127ZM144 195V194H143ZM153 195V194H152ZM162 195V194H161ZM242 195H244V194H242ZM262 195V194H261ZM36 196V195H35ZM39 196V195H38ZM60 196V195H59ZM130 196V195H129ZM166 196V195H165ZM172 196V195H171ZM170 196V197H171ZM189 196V195H188ZM218 196V195H217ZM228 196V195H227ZM250 196V195H249ZM253 196V195H252ZM78 197V196H77ZM87 197V196H86ZM120 197H121V195H120ZM125 197H127V196H125ZM132 197V196H131ZM141 197V196H140ZM147 197V196H146ZM157 197V196H156ZM163 197V196H162ZM177 197H179V196H177ZM181 197H183V196H181ZM18 198V197H17ZM32 198V197H31ZM48 198H49V196H48ZM85 198V197H84ZM92 198V197H91ZM142 198V197H141ZM164 198V197H163ZM242 198V197H241ZM261 198V197H260ZM5 199V198H4ZM33 199V198H32ZM58 199V198H57ZM83 199V198H82ZM132 199V198H131ZM134 199V198H133ZM149 199V198H148ZM166 199V198H165ZM179 199V198H178ZM107 200V199H106ZM123 200V199H122ZM142 200V199H141ZM140 200V201H141ZM160 200V199H159ZM189 200V199H188ZM242 200V199H241ZM50 201H51V198H50ZM67 201V200H66ZM68 201H69V199H68ZM181 201V200H180ZM183 201H185L184 199H183ZM29 202V201H28ZM71 202V201H70ZM150 202H151V200H150ZM153 202V201H152ZM156 202V201H155ZM162 202V201H161ZM161 202H158V203H161ZM176 202V201H175ZM195 202V201H194ZM193 202V203H194ZM32 203V202H31ZM46 203V202H45ZM58 203V202H57ZM79 203V202H78ZM180 203V202H179ZM23 204V203H22ZM75 204H76V202H75ZM110 204V203H109ZM117 204V203H116ZM127 204V203H126ZM139 204V203H138ZM154 204V203H153ZM167 204V203H166ZM183 204V203H182ZM181 204V205H182ZM187 204V203H186ZM44 205V204H43ZM51 205V204H50ZM53 205V204H52ZM88 205V204H87ZM119 205V204H118ZM122 205V204H121ZM155 205V204H154ZM158 205V204H157ZM156 205V206H157ZM165 205V204H164ZM260 205H262V204H260ZM24 206V205H23ZM126 206V205H125ZM169 206V205H168ZM258 206V205H257ZM264 206V205H263ZM10 207V206H9ZM174 207V206H173ZM177 207V206H176ZM102 208V207H101ZM120 208V207H119ZM181 208V207H180ZM264 208V207H263ZM5 209V208H4ZM4 209H3V211H4ZM30 209V208H29ZM46 209V208H45ZM70 209V208H69ZM85 209V208H84ZM7 210V209H6ZM9 210V209H8ZM153 210V209H152ZM156 210V209H155ZM264 210V209H263ZM1 211V210H0ZM2 211V212H3ZM31 211V210H30ZM34 211V210H33ZM66 211V210H65ZM80 211V210H79ZM111 211V210H110ZM114 211V210H113ZM144 211V210H143ZM146 211V210H145ZM60 212V211H59ZM98 212V211H97ZM100 212V211H99ZM115 212V211H114ZM152 212V211H151ZM155 212V211H154ZM66 213V212H65ZM106 213H108V212H106ZM132 213V212H131ZM247 213V212H246ZM37 214V213H36ZM42 214V213H41ZM50 214V213H49ZM88 214V213H87ZM92 214V213H91ZM245 214V213H244ZM2 215H3V213H2ZM21 215H23L22 213H21ZM35 215V214H34ZM67 215V214H66ZM69 215V214H68ZM117 215V214H116ZM187 215V214H186ZM28 216H30V215H28ZM39 216V215H38ZM44 216V215H43ZM79 216V215H78ZM124 216V215H123ZM24 217V216H23ZM74 217V216H73ZM1 218V217H0ZM43 218V217H42ZM41 218V219H42ZM92 218V217H91ZM23 219V218H22ZM63 219V218H62ZM65 219V218H64ZM77 219V218H76ZM95 219V218H94ZM187 219V218H186ZM2 220V219H1ZM73 220V219H72ZM79 220V219H78ZM101 220V219H100ZM111 220V219H110ZM117 220V219H116ZM50 221V220H49ZM80 221V220H79ZM93 221V220H92ZM96 221V220H95ZM102 221V220H101ZM51 222H53V221H51ZM71 222V221H70ZM89 222H91V221H89ZM98 222V221H97ZM100 222V221H99ZM13 223V222H12ZM38 223V222H37ZM102 223V222H101ZM191 223V222H190ZM9 224V223H8ZM20 224V223H19ZM27 224H28V222H27ZM54 224V223H53ZM61 224H63V223H61ZM70 224V223H69ZM83 224H85V223H83ZM146 224V223H145ZM87 225V224H86ZM65 226V225H64ZM79 226V225H78ZM85 226V225H84ZM25 227V226H24ZM38 227V226H37ZM44 227V226H43ZM62 227V226H61ZM88 227V226H87ZM92 227V226H91ZM140 227V226H139ZM187 227V226H186ZM27 228V227H26ZM76 228V227H75ZM151 228H153V226L151 227ZM88 229V228H87ZM21 230V229H20ZM39 230V229H38ZM60 230V229H59ZM81 230V229H80ZM83 230V229H82ZM86 230V229H85ZM173 230H175V229H173ZM182 230H184V229H182ZM187 230H189V228L187 229ZM186 230V231H187ZM17 231V230H16ZM28 231H30V230H28ZM36 231V230H35ZM69 231V230H68ZM78 231V230H77ZM84 231V230H83ZM190 232V231H189ZM26 233V232H25ZM134 233V232H133ZM169 233V232H168ZM184 233V232H183ZM33 234V233H32ZM80 234V233H79ZM142 234V233H141ZM193 234V233H192ZM12 235V234H11ZM123 235V234H122ZM138 235V234H137ZM157 235V234H156ZM179 235V234H178ZM187 235V234H186ZM203 235V234H202ZM141 236V235H140ZM194 236V235H193ZM199 236V235H198ZM219 236V235H218ZM15 237V236H14ZM17 237H18V235H17ZM28 237V236H27ZM54 237V236H53ZM68 237H69V235H68ZM80 237V236H79ZM107 237V236H106ZM111 237V236H110ZM109 237V238H110ZM149 237V236H148ZM147 237V238H148ZM206 237V236H205ZM210 237V236H209ZM70 238V237H69ZM89 238V237H88ZM156 238H157V236H156ZM164 238V237H163ZM162 238V239H163ZM170 238V237H169ZM172 238V237H171ZM190 238V237H189ZM207 238V237H206ZM36 239V238H35ZM71 239V238H70ZM74 239V238H73ZM81 239V238H80ZM114 239V238H113ZM116 239H118V237L116 238ZM115 239V240H116ZM148 239H150V238H148ZM161 238H159V240H160ZM191 239V238H190ZM76 240H78V239H76ZM75 240V241H76ZM83 240V239H82ZM112 240V239H111ZM168 240H170V239H168ZM176 240V239H175ZM192 240V239H191ZM209 240V239H208ZM247 240V239H246ZM43 241H45V240H43ZM84 241V240H83ZM114 241V240H113ZM118 241H120V240H118ZM122 241V240H121ZM150 241V240H149ZM156 241H158V240H156ZM171 241V240H170ZM169 241V242H170ZM190 241V240H189ZM196 241V240H195ZM6 242V241H5ZM36 242V241H35ZM53 242V241H52ZM71 242V241H70ZM115 243H116V241H114ZM154 242V241H153ZM162 241H160L159 243H155V248H157V249H159V248H161V246L163 247L164 245H163V243H161ZM164 242V241H163ZM166 242V241H165ZM168 242V241H167ZM16 243V242H15ZM61 243V242H60ZM77 243H78V241H77ZM115 243H114V245H115ZM128 243V242H127ZM198 243V242H197ZM208 243V242H207ZM35 244V243H34ZM39 244V243H38ZM66 244V243H65ZM71 244V243H70ZM180 244V243H179ZM247 244V243H246ZM253 244V243H252ZM21 245V244H20ZM74 245H76V244H74ZM81 245V244H80ZM150 245H152V244H150ZM166 245V244H165ZM167 245H168V243H167ZM170 245V244H169ZM181 245V244H180ZM189 245V244H188ZM202 245V244H201ZM207 245V244H206ZM218 245V244H217ZM6 246V245H5ZM26 246V245H25ZM58 246V245H57ZM67 246V245H66ZM119 246H121V245H119ZM133 246V245H132ZM148 246V245H147ZM190 246H191V244H190ZM214 246V245H213ZM241 246V245H240ZM68 247V246H67ZM78 247V246H77ZM112 247V246H111ZM154 247H152V248H154ZM194 247V246H193ZM206 247V246H205ZM204 247V248H205ZM56 248V247H55ZM110 248V247H109ZM118 248V247H117ZM120 248V247H119ZM166 248V247H165ZM164 247H163V249H165ZM172 248V247H171ZM181 248V247H180ZM192 248V247H191ZM53 249V248H52ZM71 249V248H70ZM142 249V248H141ZM162 249V250H163ZM174 249V248H173ZM182 249V248H181ZM114 250V249H113ZM194 250V249H193ZM210 250V249H209ZM233 250V249H232ZM13 251H15V250H13ZM59 251V250H58ZM79 251V250H78ZM127 251V250H126ZM152 251V250H151ZM159 251H161V250H159ZM165 251V250H164ZM202 251V250H201ZM38 252V251H37ZM64 252V251H63ZM80 252V251H79ZM120 252V251H119ZM142 252V251H141ZM207 252V251H206ZM23 253V252H22ZM110 253V252H109ZM115 253V252H114ZM117 253V252H116ZM191 253V252H190ZM52 254H54V253H52ZM120 254V253H119ZM183 254V253H182ZM185 254H187V253H185ZM242 254V253H241ZM22 255V254H21ZM39 255H40V253H39ZM42 255V254H41ZM55 255V254H54ZM121 255V254H120ZM176 255H177V253H176ZM13 256V255H12ZM137 256V255H136ZM167 256V255H166ZM184 256V255H183ZM183 256H182V258H183ZM206 256V255H205ZM10 257V256H9ZM19 257V256H18ZM105 257V256H104ZM181 257V256H180ZM179 257V258H180ZM186 257H187V255H186ZM17 258V257H16ZM23 258V257H22ZM26 258V257H25ZM48 258V257H47ZM150 258V257H149ZM152 258V257H151ZM178 258V259H179ZM194 258V257H193ZM49 259V258H48ZM51 259V258H50ZM106 259H108V258H106ZM135 259V258H134ZM154 259V258H153ZM192 259V258H191ZM200 259V258H199ZM21 260V259H20ZM30 260V259H29ZM91 260V259H90ZM118 260V259H117ZM148 260V259H147ZM188 260V259H187ZM232 260V259H231ZM92 261V260H91ZM103 261V260H102ZM16 262V261H15ZM44 262V261H43ZM139 262V261H138ZM45 263V262H44ZM104 263V262H103ZM18 264V263H17ZM22 264H24V263H22ZM46 264H48V263H46ZM91 264V263H90ZM115 264V263H114ZM139 264V263H138ZM144 264V263H143Z\"/></svg>","mask_w":264,"mask_h":264}]
</instances>
